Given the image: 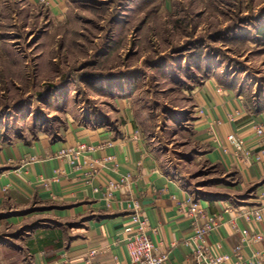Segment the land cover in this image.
<instances>
[{"label":"rangeland","instance_id":"1","mask_svg":"<svg viewBox=\"0 0 264 264\" xmlns=\"http://www.w3.org/2000/svg\"><path fill=\"white\" fill-rule=\"evenodd\" d=\"M65 3L0 0V147L69 121L120 130L128 114L163 173L225 194L236 173L209 161L197 121L208 84L263 98L264 0Z\"/></svg>","mask_w":264,"mask_h":264},{"label":"crops","instance_id":"2","mask_svg":"<svg viewBox=\"0 0 264 264\" xmlns=\"http://www.w3.org/2000/svg\"><path fill=\"white\" fill-rule=\"evenodd\" d=\"M50 1L51 14L61 15L65 0ZM257 31L264 36V21ZM208 85L203 100L210 113L197 125L210 148L209 161L236 173L238 181L230 184L228 192L222 195L216 188L198 194L163 173L128 114L120 130L69 121L58 137L11 141L0 147V264H127L125 245L135 230L130 223L132 212L125 208L130 200H137L142 216L151 227H157V235L151 238L159 252L168 254L165 264H197L191 247L185 245L191 236L189 221L176 210V201L188 197L208 214L218 216L209 243L230 256L224 264H235L233 250L241 244L242 230L264 236V220L246 222L239 214L242 208L263 203L259 194L264 190V154L254 125L264 121V96L251 102L236 90L224 89V93L218 85ZM233 113H237L235 118H229ZM211 118L220 124L212 126ZM229 134L241 138L247 149L258 153L260 161L243 165L235 160V150L227 141ZM77 142L94 146L111 143V147L89 155L100 162L107 157L113 160L95 165L97 175L89 179L88 186L91 169L84 165L87 158L79 159L77 170L54 158L61 147ZM30 158L35 160L24 163ZM56 169L60 171L57 180ZM127 174L132 179L114 192L124 208H106L105 185ZM42 179L50 181V192L42 188ZM262 251L264 241H247L240 254L248 260Z\"/></svg>","mask_w":264,"mask_h":264},{"label":"built area","instance_id":"3","mask_svg":"<svg viewBox=\"0 0 264 264\" xmlns=\"http://www.w3.org/2000/svg\"><path fill=\"white\" fill-rule=\"evenodd\" d=\"M35 3L50 8L52 3L50 0H32ZM207 111V110H206ZM203 113V110H200ZM237 113L229 115V118L233 119ZM212 126L220 124L217 119H211ZM254 134L259 140L260 152L264 154V121L254 125ZM227 141L234 148L233 157L235 160H239L243 165H247L253 161H260L258 153H253L251 150L245 147V144L241 138L235 134H229ZM111 147L110 142H106L101 145H90L85 142H77L74 146L61 147L54 158L62 160L68 163L72 169L77 170L80 168L79 159L81 157L87 158L84 161V165L91 169L87 176L86 184L91 185L89 179L97 175L95 165H102L113 160L112 157H107L101 162L98 160H92L89 155L101 148ZM35 159L30 158L25 160L26 162H33ZM55 179L57 180L60 175L59 169L54 170ZM132 179L130 174L122 176L118 182L109 181L104 189V202L108 209L112 206L122 208L121 202H118L114 196V192L119 190L124 184ZM41 186L44 190L50 192V181L42 179ZM94 192H98L97 188H93ZM259 198L263 200V203L256 207L242 208L239 210L240 216L246 221L261 222L264 220V190L260 192ZM124 208V207H123ZM125 208L131 211L130 223L135 227L134 232L128 237L126 241V251L128 255L127 264H165L168 260V254L165 252H159L155 246L151 236L157 235V227H151L148 224L147 218L142 216L140 204L137 200H130L125 204ZM176 210L179 215L185 217L190 224L191 236L185 242V245L190 246L192 249V259L197 264H224L230 260V256L227 254H221L217 251L216 246L209 243V236L211 232L218 225V216L210 215L201 207V205L188 197L185 200L176 201ZM259 243L264 241V236L260 233H251L248 230L241 231L240 245L236 246L233 250V257L235 264H264V251L254 253L252 259H243L241 252L242 244L245 242ZM47 264H56L55 262H48Z\"/></svg>","mask_w":264,"mask_h":264}]
</instances>
